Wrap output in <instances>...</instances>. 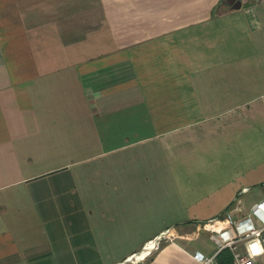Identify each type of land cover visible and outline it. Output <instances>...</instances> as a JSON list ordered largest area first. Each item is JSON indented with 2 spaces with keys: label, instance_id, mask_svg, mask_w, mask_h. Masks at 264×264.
Masks as SVG:
<instances>
[{
  "label": "crops",
  "instance_id": "0c3cea01",
  "mask_svg": "<svg viewBox=\"0 0 264 264\" xmlns=\"http://www.w3.org/2000/svg\"><path fill=\"white\" fill-rule=\"evenodd\" d=\"M227 1L0 0V264H198L264 199V0Z\"/></svg>",
  "mask_w": 264,
  "mask_h": 264
},
{
  "label": "built area",
  "instance_id": "2783aa9c",
  "mask_svg": "<svg viewBox=\"0 0 264 264\" xmlns=\"http://www.w3.org/2000/svg\"><path fill=\"white\" fill-rule=\"evenodd\" d=\"M240 205L241 200L236 198L231 207L226 209L225 228L219 224L212 226L210 240L214 243L216 250L210 256L196 252L193 258L198 264H218L217 256L224 249L232 251L234 264H255V259L264 254V199L254 204L249 214L245 215L242 220L235 221L232 214L241 211ZM254 217L259 218L258 227L254 224ZM166 238V234H161L147 243L137 255L129 257L128 261L137 264L147 258L154 248ZM237 243H242L243 252L236 251Z\"/></svg>",
  "mask_w": 264,
  "mask_h": 264
},
{
  "label": "trees",
  "instance_id": "16d2710c",
  "mask_svg": "<svg viewBox=\"0 0 264 264\" xmlns=\"http://www.w3.org/2000/svg\"><path fill=\"white\" fill-rule=\"evenodd\" d=\"M217 262L218 264H234L232 255L228 249H224L219 252Z\"/></svg>",
  "mask_w": 264,
  "mask_h": 264
},
{
  "label": "water",
  "instance_id": "95a60500",
  "mask_svg": "<svg viewBox=\"0 0 264 264\" xmlns=\"http://www.w3.org/2000/svg\"><path fill=\"white\" fill-rule=\"evenodd\" d=\"M227 4L232 6L233 9H239L241 4L238 0H228Z\"/></svg>",
  "mask_w": 264,
  "mask_h": 264
},
{
  "label": "rangeland",
  "instance_id": "374dc122",
  "mask_svg": "<svg viewBox=\"0 0 264 264\" xmlns=\"http://www.w3.org/2000/svg\"><path fill=\"white\" fill-rule=\"evenodd\" d=\"M253 221H254V224L258 227V223L256 222V220H253ZM168 241H169V240H166V242H168ZM161 242H162V241H161ZM161 242H160V243H161ZM160 243H159V245H157L156 248H154V250H153L152 252H154V251L160 246ZM152 252H151V253H152ZM151 253H150V254H151ZM150 254H149V255H150ZM144 259H146V258H144ZM144 259H143V260H144ZM143 260H141L140 262H144V261H145V260H144V261H143ZM140 262H138L137 264H140ZM129 264H133V263L129 262Z\"/></svg>",
  "mask_w": 264,
  "mask_h": 264
}]
</instances>
